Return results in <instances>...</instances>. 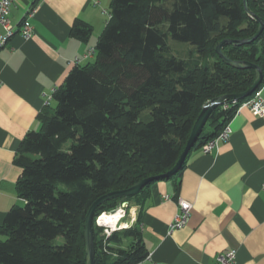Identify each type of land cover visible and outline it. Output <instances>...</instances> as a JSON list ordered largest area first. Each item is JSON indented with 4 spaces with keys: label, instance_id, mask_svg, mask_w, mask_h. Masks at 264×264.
I'll use <instances>...</instances> for the list:
<instances>
[{
    "label": "trees",
    "instance_id": "1",
    "mask_svg": "<svg viewBox=\"0 0 264 264\" xmlns=\"http://www.w3.org/2000/svg\"><path fill=\"white\" fill-rule=\"evenodd\" d=\"M248 5L264 21V0H248ZM258 28L244 0H112L94 60L71 69L53 93L56 105L40 114V129L20 144L16 188L22 203L0 224V264H88L84 229L91 204L167 173L203 106L252 86L256 70L226 62L215 48L226 38H250ZM91 32L81 20L71 31L85 41ZM169 36L190 43L191 55L205 61L166 54ZM224 51L232 60L262 68L260 89L264 29L251 42L227 44ZM254 93L212 111L170 179L181 176L190 155L217 136ZM156 181L129 200L117 197L98 207L95 264H138L148 256L137 224L107 237L96 219L123 202L142 205ZM58 236L62 244L54 243ZM124 238L130 239L127 248Z\"/></svg>",
    "mask_w": 264,
    "mask_h": 264
},
{
    "label": "crops",
    "instance_id": "2",
    "mask_svg": "<svg viewBox=\"0 0 264 264\" xmlns=\"http://www.w3.org/2000/svg\"><path fill=\"white\" fill-rule=\"evenodd\" d=\"M112 0H14L11 21L28 12L33 33L14 35L0 47V224L22 203L16 162L24 137L41 127L39 116L54 107V88L79 58L87 56L107 25ZM81 20L92 27L88 40L72 35ZM264 97V84L259 89ZM49 96H52L51 99ZM232 132L210 152L194 151L176 180L156 181L135 206V224L148 256L138 264H216L236 250L235 264H264V117L247 107L229 121ZM181 199L192 203L183 227L172 229Z\"/></svg>",
    "mask_w": 264,
    "mask_h": 264
},
{
    "label": "water",
    "instance_id": "3",
    "mask_svg": "<svg viewBox=\"0 0 264 264\" xmlns=\"http://www.w3.org/2000/svg\"><path fill=\"white\" fill-rule=\"evenodd\" d=\"M244 7H245L246 13L250 17L255 19L257 22H259V28H258L257 32L252 37L247 38V39H231V38L223 39L222 41H220L217 44L215 50L223 60H225L226 62H228L230 64H233L239 68H254L256 70V78H255L254 83L252 84V86L249 89H247L244 92L228 94V95H224V96L214 98V99L208 101L203 106L200 114L198 115V117H197V119H196V121L192 127V130H191V133H190L189 138L187 140L186 146H185L179 160L173 166V168H171L167 173L162 174L160 176H152V177L142 179L127 189L115 190V191L108 192V193L100 196L99 198H97L91 204V206L88 209L87 215H86L85 229H84L86 254H87L88 264H95L96 250H95V236H94L93 227H94V221H95V213H96V210L98 209V207L100 205H102L103 203L107 202L108 200L113 199V198H117V197H124L126 200H129L132 197H134L135 195H137L147 184L151 183L152 181L163 179V178H170L173 175H175L181 169L188 153L191 151L194 144L196 143L199 136L201 135L212 111L216 107H218L219 105L223 104L228 99H231L232 101H240V100L252 95L257 90V88L260 86V84L262 83L263 70L260 66H258L255 63H251V62H240L237 60H232L231 58H229V56L224 51V47L227 44L242 45L244 43L251 42L252 40L257 38L264 29V21L258 15L254 14L250 10L249 5H248V0H244ZM122 205L126 206L127 202H123Z\"/></svg>",
    "mask_w": 264,
    "mask_h": 264
},
{
    "label": "built area",
    "instance_id": "4",
    "mask_svg": "<svg viewBox=\"0 0 264 264\" xmlns=\"http://www.w3.org/2000/svg\"><path fill=\"white\" fill-rule=\"evenodd\" d=\"M14 3V0H0V47L6 45L9 40L16 35L17 33L21 34L25 38L31 37L33 33V27L31 24V21L29 17H31L34 14V9L30 10L28 12V15H26L18 24H13L10 18L12 5ZM95 53V49H91L87 56H92ZM80 59L76 58L74 61L75 64L80 63ZM2 84V80L0 79V85ZM57 88H54V92ZM50 99L52 96H49ZM242 107H247L251 111L255 112L259 116L264 117V97L261 95V91L258 89L255 91L254 95L249 98L248 100L244 101L238 110ZM232 129L229 123H227L222 131L209 140L207 143H205L202 147V149L205 152H210L213 148H215L219 141L221 140H228L231 135ZM264 189V184H263ZM123 206V205H122ZM120 206V208L122 207ZM180 206V213H178L175 218L174 222L172 223V229L183 227L187 220L190 217L191 210H192V203L181 199L179 201ZM119 208V207H118ZM108 211L102 212L96 219V224L99 226H105V232L107 236L111 234L112 231H114L116 228H112L108 226V224L101 222V217L106 214ZM136 217L134 218L135 221ZM110 228V229H109ZM236 250L230 249L225 252H222L217 257V263L216 264H235L236 259Z\"/></svg>",
    "mask_w": 264,
    "mask_h": 264
},
{
    "label": "rangeland",
    "instance_id": "5",
    "mask_svg": "<svg viewBox=\"0 0 264 264\" xmlns=\"http://www.w3.org/2000/svg\"><path fill=\"white\" fill-rule=\"evenodd\" d=\"M167 42H168V46H167V49L165 52L166 54L175 55L176 57H179V58H185L189 61H199L201 63H203L205 61L204 57H199L197 54L191 55V51L193 48H192V45L190 43L175 40L171 36L168 37ZM208 128H210V127L208 126ZM120 206H122V204ZM120 206H118V207L120 208ZM135 206L136 205L134 203H127L126 206H122L121 208H123L125 210L126 217L122 220V222L116 224L115 226H111V225H108V226H110L112 228H116L114 231H119V232H122V230L134 226L135 225V221H134L135 214H134V212L136 210ZM113 210H110L107 213H111V212H113ZM105 229L106 228L104 226L103 227V233L107 236ZM114 231H112L111 234ZM63 242H64V238L62 236H58L54 240L55 244H62ZM129 243H130V239L124 238L123 246L125 248H127L129 246Z\"/></svg>",
    "mask_w": 264,
    "mask_h": 264
},
{
    "label": "bare ground",
    "instance_id": "6",
    "mask_svg": "<svg viewBox=\"0 0 264 264\" xmlns=\"http://www.w3.org/2000/svg\"><path fill=\"white\" fill-rule=\"evenodd\" d=\"M125 217V210L123 208H117L111 213L104 214L101 217V222L111 226H115L116 224L122 222Z\"/></svg>",
    "mask_w": 264,
    "mask_h": 264
}]
</instances>
